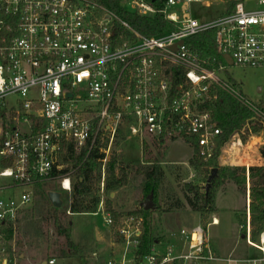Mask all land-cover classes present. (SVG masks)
Returning <instances> with one entry per match:
<instances>
[{
	"label": "built area",
	"instance_id": "1",
	"mask_svg": "<svg viewBox=\"0 0 264 264\" xmlns=\"http://www.w3.org/2000/svg\"><path fill=\"white\" fill-rule=\"evenodd\" d=\"M199 1L167 0L159 11L148 0H126L138 14L162 12L177 25L143 36L86 0H0V264L19 263L17 256L10 257L8 246L15 250L6 231H14L33 204L36 187L58 177L53 174H72L62 163L69 145L97 148L103 175L113 148L126 144L128 136L138 137L142 147L150 143L148 137L161 144L195 136L199 156L208 160L222 132L211 113L201 109L212 88L220 86L254 108L219 77L218 70L228 63L218 70L202 67L188 41L213 29L218 52L229 55L233 65L264 68V0H240L232 12L209 21L189 14L188 6ZM175 67L186 71L178 86ZM61 187L72 191L69 175ZM246 206L245 234L255 245L249 189ZM99 209L120 240L104 264H210L221 259L208 237L216 219L207 226L181 228L141 256L143 217L115 219L104 202ZM260 238L262 245L255 246L264 253V233ZM245 261L259 264L264 258ZM56 262L49 258L43 264Z\"/></svg>",
	"mask_w": 264,
	"mask_h": 264
},
{
	"label": "rangeland",
	"instance_id": "2",
	"mask_svg": "<svg viewBox=\"0 0 264 264\" xmlns=\"http://www.w3.org/2000/svg\"><path fill=\"white\" fill-rule=\"evenodd\" d=\"M229 1L231 0L193 2L188 6L189 14L200 21H209L227 12L226 3ZM125 7L137 13L129 2L125 3ZM218 75L237 88L252 104L257 106L264 103V68H243L228 64L226 69L218 70ZM33 94L37 95V92ZM147 140L150 143L142 147L138 137L128 136L126 144L113 148L120 160H123L119 164L129 172L127 184L115 192V195L111 193L114 209L121 215L133 214L144 219L140 210L143 203L147 202L144 192L146 184L143 177L136 174V170L148 166L146 161L150 158L152 160L157 158L163 176L157 199L156 201L152 199L154 209L150 219L154 235L160 240H165L181 228L198 224L207 226L212 221L213 214L202 219L200 213L189 204V198L194 199L195 191H190L187 185L198 186L203 192L208 183L205 181L206 173L190 165V160L195 154L193 147L184 139H165L163 143L157 145L152 142L154 139L148 137ZM155 141L160 140L155 139ZM262 147H264V134L255 135L247 142H243L239 136H234L222 148L219 164L222 167L249 168L253 164L264 163L260 152ZM63 157L64 155L62 159ZM62 163L68 168L67 163L63 160ZM64 176L58 175L57 178L44 182L41 187L47 195L50 192L61 193L62 206L57 209L61 222L71 228L75 249L68 248L66 239L58 233L53 214V208L56 207L45 197H41L36 187L33 204L23 212L13 231L12 244L15 256L19 258L18 264H43L49 258H56V264H104L115 249L114 245L119 243L116 228L105 221L106 215L101 209L92 210L96 213L66 212L70 208L72 191L69 193L62 189L61 181ZM69 177L73 183V175ZM2 181L0 179V183ZM103 188L102 184L99 194L101 202L105 204L108 196ZM248 189H250L249 182L247 194H242L234 182L226 181L217 191L216 200L218 198L221 225H209L208 237L212 250L221 259L210 264H247L245 259L248 257L264 258V253L255 246L262 245L261 238L257 242L251 239L255 244L252 245L245 234ZM22 255L24 257L20 258ZM228 259L238 262H228ZM259 264H264V261Z\"/></svg>",
	"mask_w": 264,
	"mask_h": 264
},
{
	"label": "trees",
	"instance_id": "3",
	"mask_svg": "<svg viewBox=\"0 0 264 264\" xmlns=\"http://www.w3.org/2000/svg\"><path fill=\"white\" fill-rule=\"evenodd\" d=\"M86 1L99 5L103 12L115 15L119 25L121 24L120 21L126 22L143 36L162 34L172 31L177 27L175 23L167 20L162 12H158L154 16H144L127 10L125 7L126 0ZM166 1L148 0L159 11L163 9ZM238 1L240 0L227 2L226 11L228 13L232 12ZM215 34L213 29L208 30L192 37L188 41L191 49L197 54L200 65L209 70H218L221 64H226L224 57L218 52ZM185 72L184 68H174L173 82L176 86L184 83ZM229 85L235 88L233 85ZM201 109L211 113L213 121L222 132L216 138L214 154L208 160L199 156L195 136H185L183 138L194 149L195 154L190 160V165L192 168L206 173V182H208L213 169L217 168L218 171L216 176L211 180V187L208 193L206 190L201 192L198 186L187 185L190 191H195L194 199L189 198V204L195 211L200 213L202 219H206L217 211V191L226 181L234 182L242 194H247V183L249 182L251 239L253 242H257L264 233V165H252L249 168L246 166L222 167L218 160L222 148L232 137L239 136L243 142H247L249 138L255 135L264 134V103L262 102L257 106L254 105V108L248 107L229 91L216 86L211 90V98L201 106ZM146 150L148 151V149ZM260 152L261 157L264 159V147L260 149ZM100 156L97 148L89 151L87 145L81 149H76L71 144L67 147L66 154L62 160L68 165L65 171H71L72 169V174H53V176L73 175L74 177L70 208L66 212H71L72 214L89 213L93 212L92 210L94 209H98L101 202L99 192L103 184V191L108 196L105 210L111 213L115 219H118L121 214L114 209L111 193L117 192L127 184L129 172L127 168L119 164L121 160L118 154L114 153L112 160L107 164V174H105L103 180L102 162L99 161ZM146 163L148 166L137 169L136 174L142 176L145 181V199H148V196L153 193L154 201H156L163 172L157 158H154V160L150 158ZM118 164L119 166L117 167ZM42 184L37 186V193L50 201L49 196L44 192L43 187H41ZM155 208L157 207L155 206ZM151 212L152 210L147 211L143 207L140 210V213L144 216L141 248L139 251L141 256L148 254L155 243L160 241L152 231ZM53 214L58 233L66 239L68 248L75 249V243L71 237V228L61 222L57 208H53ZM6 234L9 240L13 239V230L11 228L7 229ZM8 252L13 259L15 252L12 245L8 246Z\"/></svg>",
	"mask_w": 264,
	"mask_h": 264
},
{
	"label": "water",
	"instance_id": "4",
	"mask_svg": "<svg viewBox=\"0 0 264 264\" xmlns=\"http://www.w3.org/2000/svg\"><path fill=\"white\" fill-rule=\"evenodd\" d=\"M173 49H176V46H173ZM224 59L226 60V62L229 65H233V60L231 59V57L229 55H225ZM218 169L215 168L213 169L212 174L210 175V178L208 180V183L206 185V192L208 193L211 187V180L216 176ZM112 195H114V193H112ZM49 199L50 202L52 203V205L56 208H60L62 206V199H61V193L59 192H50L49 193ZM152 199H153V193H151L148 196L147 202L143 203V208L147 211L152 210L153 207V203H152ZM24 256L22 255L21 258H23Z\"/></svg>",
	"mask_w": 264,
	"mask_h": 264
},
{
	"label": "crops",
	"instance_id": "5",
	"mask_svg": "<svg viewBox=\"0 0 264 264\" xmlns=\"http://www.w3.org/2000/svg\"><path fill=\"white\" fill-rule=\"evenodd\" d=\"M261 159V158H260ZM261 161V160H260ZM259 162V161H258ZM253 165H264V163H257V164H253ZM105 175V174H104ZM193 176H195V174H193ZM105 177V176H104ZM114 195H115V193H114ZM112 199H113V197H111ZM216 203H217V211L213 214V217H212V221H213V219H216L217 221H218V224H211V226H219V225H221V220H220V217H219V206H218V198H217V200H216ZM211 221V222H212ZM210 222V223H211ZM173 234V233H172ZM171 234V235H172ZM215 253V252H214Z\"/></svg>",
	"mask_w": 264,
	"mask_h": 264
}]
</instances>
